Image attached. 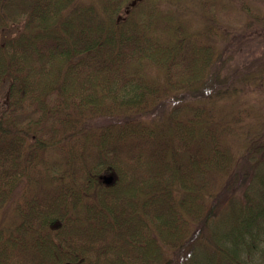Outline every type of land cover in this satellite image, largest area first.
<instances>
[{"label": "trees", "instance_id": "obj_1", "mask_svg": "<svg viewBox=\"0 0 264 264\" xmlns=\"http://www.w3.org/2000/svg\"><path fill=\"white\" fill-rule=\"evenodd\" d=\"M258 2L0 0V264H264Z\"/></svg>", "mask_w": 264, "mask_h": 264}, {"label": "rangeland", "instance_id": "obj_2", "mask_svg": "<svg viewBox=\"0 0 264 264\" xmlns=\"http://www.w3.org/2000/svg\"><path fill=\"white\" fill-rule=\"evenodd\" d=\"M257 7L260 11V13H264V7L259 2L257 3ZM194 8L197 9V7L194 6ZM250 8H254L252 4H250ZM245 16V15H244ZM225 28H234L240 26L239 23L233 22L229 23V21L224 22L223 24ZM221 34V33H220ZM226 37L225 35H221V39ZM256 44V43H255ZM254 44V45H255ZM255 46L247 47L245 50L242 51V53L238 56H236V59L229 63L227 68L224 71V77L229 79L234 78L236 75L240 73H247L251 70L255 72L256 69L262 66V62L264 60V42L263 43H257ZM4 89H2L0 93V111L4 108Z\"/></svg>", "mask_w": 264, "mask_h": 264}, {"label": "water", "instance_id": "obj_3", "mask_svg": "<svg viewBox=\"0 0 264 264\" xmlns=\"http://www.w3.org/2000/svg\"><path fill=\"white\" fill-rule=\"evenodd\" d=\"M110 180V178H107V181H109Z\"/></svg>", "mask_w": 264, "mask_h": 264}]
</instances>
